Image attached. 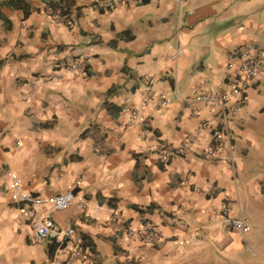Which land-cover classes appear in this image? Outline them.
<instances>
[{"label":"crops","instance_id":"obj_1","mask_svg":"<svg viewBox=\"0 0 264 264\" xmlns=\"http://www.w3.org/2000/svg\"><path fill=\"white\" fill-rule=\"evenodd\" d=\"M55 1L0 0V264L65 257L34 242L12 176L73 192L50 214L87 248L72 264H264V76L243 97L232 86L239 50L264 47V0H73L48 15ZM211 93L244 102L225 117ZM166 145L181 153L163 164ZM226 203L245 235L210 220ZM145 223L160 243L127 237Z\"/></svg>","mask_w":264,"mask_h":264},{"label":"built area","instance_id":"obj_2","mask_svg":"<svg viewBox=\"0 0 264 264\" xmlns=\"http://www.w3.org/2000/svg\"><path fill=\"white\" fill-rule=\"evenodd\" d=\"M125 0L107 1L104 6L110 8L113 4H120ZM47 14H54L52 8L47 9ZM67 25H71V21L67 18L64 19ZM240 65L236 75L232 81L233 89L240 92L241 97L243 93L249 88L252 81H256L264 76V47H244L239 50ZM81 63L75 66L79 67ZM47 77L45 80H49ZM154 95L150 86H146L143 90V96L152 98ZM229 94L211 93L205 98L220 106L225 117L235 113L244 102L242 98L236 104L230 105ZM160 99H162L160 97ZM196 100H201L202 97H196ZM137 116V112H131V119ZM205 127V126H204ZM203 128V126H202ZM211 144L205 150V155L209 158L218 156L223 148L225 137L221 130L214 128L211 130ZM193 136H188V140H193ZM181 149L172 145L162 146L157 149L158 158L161 163L166 164L172 158L180 155ZM9 195L13 203L23 204L26 206V215L30 219L32 226L33 240L35 243H41L45 240H50L59 245L65 246L64 259L55 256L47 261V264H72L76 259L81 258L87 252L82 239L77 235L74 228L60 227L51 218V212L65 209L72 205L76 197L72 191L68 190L63 193L42 197L26 191L20 180L16 176L10 178ZM84 206V203L81 202ZM48 208V212L42 216L38 215L43 207ZM210 220L217 222L221 226L235 230L241 235H245L247 225L241 217H233L229 210V205L223 204L221 208L215 210L210 216ZM128 238H137L146 245L154 246L162 241L160 233L153 228L149 223L143 224L140 230H128Z\"/></svg>","mask_w":264,"mask_h":264},{"label":"trees","instance_id":"obj_3","mask_svg":"<svg viewBox=\"0 0 264 264\" xmlns=\"http://www.w3.org/2000/svg\"><path fill=\"white\" fill-rule=\"evenodd\" d=\"M73 4V0H58L55 2H50V7L55 11V9H58L61 13V15L68 14L70 7Z\"/></svg>","mask_w":264,"mask_h":264}]
</instances>
